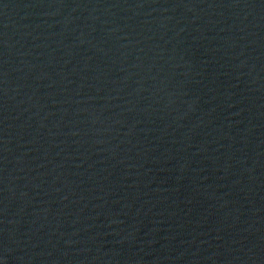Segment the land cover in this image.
<instances>
[{
    "label": "water",
    "instance_id": "obj_1",
    "mask_svg": "<svg viewBox=\"0 0 264 264\" xmlns=\"http://www.w3.org/2000/svg\"><path fill=\"white\" fill-rule=\"evenodd\" d=\"M0 264H264V0H0Z\"/></svg>",
    "mask_w": 264,
    "mask_h": 264
}]
</instances>
